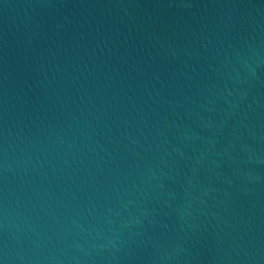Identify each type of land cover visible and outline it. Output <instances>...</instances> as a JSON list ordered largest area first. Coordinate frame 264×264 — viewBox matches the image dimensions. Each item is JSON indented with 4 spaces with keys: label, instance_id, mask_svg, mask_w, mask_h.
<instances>
[{
    "label": "water",
    "instance_id": "1",
    "mask_svg": "<svg viewBox=\"0 0 264 264\" xmlns=\"http://www.w3.org/2000/svg\"><path fill=\"white\" fill-rule=\"evenodd\" d=\"M0 264H264V0H0Z\"/></svg>",
    "mask_w": 264,
    "mask_h": 264
}]
</instances>
